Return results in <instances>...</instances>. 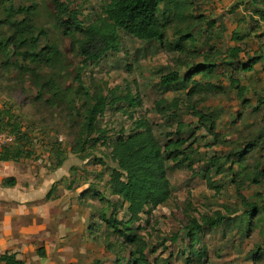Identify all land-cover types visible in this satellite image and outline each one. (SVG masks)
Here are the masks:
<instances>
[{
	"label": "rangeland",
	"instance_id": "obj_1",
	"mask_svg": "<svg viewBox=\"0 0 264 264\" xmlns=\"http://www.w3.org/2000/svg\"><path fill=\"white\" fill-rule=\"evenodd\" d=\"M107 1L72 0L86 25L102 15ZM188 1L186 20L166 23L164 43L144 42L121 31V51L86 63L73 49L74 38L56 27L53 0H0V128L25 134L20 145L31 152L23 158L29 175L21 177L34 193V206L24 218L28 236L19 247L26 264H132L130 251L135 247L98 215L106 210L119 220L131 217L128 204L111 194L108 182L117 166L112 145L132 134L139 118L149 121L163 145L179 122L191 124L197 138L193 148L181 149L184 155L174 158V149L167 152L172 198L132 223V232L147 241L149 260L190 264L188 223L193 217L221 213L224 222L206 228L205 239L197 244L208 251L206 263L264 264V60L250 72H234L223 61L225 50L240 44L243 63L259 55L264 33L249 30L246 21L241 25L239 18L249 7L239 6L247 0ZM21 8L26 12L20 13ZM23 19L34 25L31 36L37 46L20 52L57 44L60 54L52 63L25 61L14 45L7 46L13 22ZM238 22L237 30L247 34L242 41L232 39ZM186 27L196 41L177 47V30ZM206 54L217 62L216 70L208 77L198 73L189 78V69L203 64ZM173 71L181 80L163 86L161 77ZM232 76L248 87L245 97L231 84ZM96 91L110 102L96 123L97 130L106 131L99 142V132H87L84 126L86 109L93 103L90 95ZM127 93L141 100L137 107L114 101ZM174 100L178 104L172 107ZM195 110L214 118L212 133L209 127L195 128L200 126ZM249 203L258 206L251 220L245 215ZM41 247L45 256L39 254Z\"/></svg>",
	"mask_w": 264,
	"mask_h": 264
},
{
	"label": "trees",
	"instance_id": "obj_2",
	"mask_svg": "<svg viewBox=\"0 0 264 264\" xmlns=\"http://www.w3.org/2000/svg\"><path fill=\"white\" fill-rule=\"evenodd\" d=\"M262 7L251 6L252 14L248 21L249 30L262 29L264 33V0H257ZM55 7V25L66 36L74 38L73 49L76 55L83 58L86 63L99 62L107 53L111 51L119 52L122 48L121 31L144 42H160L164 43L167 35V22L173 18L186 20V10L191 4L188 0H108L103 5L102 15L85 24L81 19V9L73 5L72 0H53ZM20 13L26 12L25 8L19 10ZM163 17V19H162ZM164 20V21H163ZM215 23L213 24V27ZM14 33L8 39L7 46L14 45L19 51L20 56L25 60L33 63L50 64L54 58L60 54L57 44H51L37 51L20 49L29 48L31 45L37 46V40L33 38L34 25L28 19L13 22ZM225 28V27H223ZM177 30V34L181 38L177 40V47H184L185 42L190 41L194 44L196 41L195 34L188 30ZM81 33V37L76 35ZM251 34V31L250 33ZM247 35V34H246ZM239 30L232 32L234 41H242L246 37ZM262 35V34H261ZM172 45V44H170ZM173 47V46H172ZM34 49V48H33ZM244 51L241 45L232 46L223 53L224 63L232 67L233 71L243 70L245 72L253 71L258 63L264 60V48L259 55L250 58L243 63L240 56ZM203 64H194L189 69V78L195 74L201 73L203 76H210L217 68V62L210 54L204 56ZM181 80V75L177 71L170 72L161 77L163 86H170ZM53 81H49L48 85H53ZM231 84L238 89L239 95L245 97L248 87L243 86L238 78L231 77ZM44 86H41L43 89ZM89 95V94H87ZM93 103L88 105L86 109L85 128L87 132L98 131L99 135L95 139L96 142L105 139V130H97L96 123L100 116L104 115L110 102L108 97L102 91H96L90 95ZM117 100H125L132 107H137L141 100L127 93L125 96L116 98ZM178 104L177 100L172 102ZM161 104L159 103V106ZM195 116L200 122V126L209 127V131L213 132L215 125L214 118L203 110H195ZM208 123L211 125L209 126ZM134 132L127 137L118 138L112 145L111 157L116 163L110 179L109 187L111 194L120 197L128 204V211L131 215L128 221L119 220L116 216H108L106 210L101 211L98 215L108 228L113 229L124 242L135 247L130 251L132 264H157L151 262L147 256V241L143 236L132 232V223L138 221L142 214L151 213L160 205L166 204L173 196L172 184L168 175L167 152L171 149L176 151L174 158L184 155L182 148H193L197 142L194 132L191 131L192 125L186 122H179L177 129L170 132V138L167 144L163 145L155 134L148 120L139 118L134 120ZM207 125V126H206ZM1 130H8L0 128ZM16 137V142L10 146L0 149V161L15 160L19 161L23 158L31 157L28 148L20 145V139L23 133L18 131H10ZM188 134V135H187ZM176 136V138H175ZM194 139V140H193ZM80 143V142H79ZM188 157L185 156L186 160ZM220 172V170H218ZM207 175V181L211 187L215 184ZM6 184L14 185L16 178L11 177L4 180ZM53 190V188H52ZM52 190L48 193L50 197ZM111 205V201H108ZM252 206L245 213L247 219H252L257 209V204L249 203ZM225 216L219 213L216 217L204 216L201 220L193 217L188 223L189 238L191 245L189 253L193 258L187 261L190 264H207L208 251L205 248H198L205 239L204 232L206 228H215L224 222ZM245 219L244 217L241 220ZM243 221L240 222L241 227ZM95 223V222H94ZM100 224V222H97ZM252 221H250V224ZM237 224V223H236ZM249 224V225H250ZM41 256L46 255L44 247L39 248ZM26 264L25 261L18 258L15 252H6L0 255V264Z\"/></svg>",
	"mask_w": 264,
	"mask_h": 264
},
{
	"label": "crops",
	"instance_id": "obj_3",
	"mask_svg": "<svg viewBox=\"0 0 264 264\" xmlns=\"http://www.w3.org/2000/svg\"><path fill=\"white\" fill-rule=\"evenodd\" d=\"M259 2L257 0H247L245 4L239 6L240 8L246 5L249 7V10L244 11V14L239 18V21L242 22L241 25L245 21L248 25L247 19L244 20V18H249V14H252L251 6L262 7ZM238 26L239 22L235 28L237 29ZM222 27L226 28L224 25ZM20 160L0 161V255L6 252H15L18 258L24 261L20 257L19 247L21 242L28 236L26 234L28 233L27 228L24 227V218L26 220L29 216L27 215L28 208L34 206V193L33 189L31 190L26 184H22L21 177H28L29 174L26 173L28 172L27 164L23 159ZM11 177L16 178V183L14 185L6 184L4 180Z\"/></svg>",
	"mask_w": 264,
	"mask_h": 264
},
{
	"label": "built area",
	"instance_id": "obj_4",
	"mask_svg": "<svg viewBox=\"0 0 264 264\" xmlns=\"http://www.w3.org/2000/svg\"><path fill=\"white\" fill-rule=\"evenodd\" d=\"M217 1H229V0H217ZM16 142V137L8 130L0 129V149L10 146Z\"/></svg>",
	"mask_w": 264,
	"mask_h": 264
}]
</instances>
